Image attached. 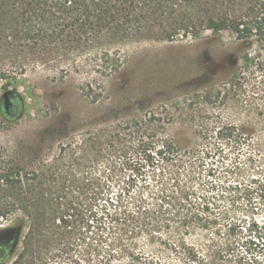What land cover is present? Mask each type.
<instances>
[{
  "label": "rangeland",
  "instance_id": "obj_1",
  "mask_svg": "<svg viewBox=\"0 0 264 264\" xmlns=\"http://www.w3.org/2000/svg\"><path fill=\"white\" fill-rule=\"evenodd\" d=\"M117 58V71L110 75L98 73L94 61H89L83 73L72 72L65 78L53 71L29 70L11 83L10 89L17 94L9 99L8 115L3 105L6 91L0 84L1 158L20 167L58 164L59 172L71 180L67 186L77 190L85 184L83 177L103 176L111 162L122 168L124 160L117 158L114 147L132 144L128 156L145 171L126 204H144L147 210L166 204L161 198L175 201L177 191L168 171L156 178L139 159L144 157L141 150L146 142L173 141L188 152L198 146L222 148L228 154L223 162L228 166L237 162L240 170L225 179L217 177L218 184L239 190H255L264 184V42L248 44L231 32L217 36L205 32L174 42L133 44L120 50ZM222 126L236 128L246 138L227 147L216 136ZM228 196L232 204H254L249 213L237 210V218L264 225L263 199L253 193L250 202L235 201L240 197L237 190ZM78 203L83 204V195ZM163 210L174 219L175 210L165 206ZM197 214L205 217L200 211ZM223 225L218 220L214 226L189 224V228L170 223L159 227L156 239L144 230L118 226L125 231L121 243L130 245L134 258L111 246L109 236L103 244L108 258L102 262L103 253L94 262L186 264L175 251L179 236L194 241L196 249L207 255L210 245L225 244V248L230 244ZM28 226L22 212L0 221V264H14ZM219 232L221 237L216 236ZM215 264H264V250L247 254L237 247L222 252Z\"/></svg>",
  "mask_w": 264,
  "mask_h": 264
},
{
  "label": "trees",
  "instance_id": "obj_2",
  "mask_svg": "<svg viewBox=\"0 0 264 264\" xmlns=\"http://www.w3.org/2000/svg\"><path fill=\"white\" fill-rule=\"evenodd\" d=\"M205 32H231L248 44L264 42V0H0V84L10 99L17 94L11 83L29 70L44 69L65 78L83 73L94 61L98 73L110 75L117 71V54L125 47L174 42ZM216 136L227 147L246 138L231 126L219 127ZM130 147H114L117 158L124 160L122 168L111 162L103 176L83 177L85 184L77 190L67 186L71 180L59 172L58 164L20 167L0 156V221L22 212L29 223L14 264H95L104 253L99 258L103 262L109 236L111 246L134 258L130 245L121 243L125 231L118 226L144 230L156 239L161 225L214 226L216 220L224 224L230 244L210 245L211 253L204 255L194 241L180 235L174 247L184 263L215 264L222 252L237 247L247 254L264 250V225L235 215L237 210L254 211V204H232L228 196L237 190L240 197L235 201L250 202L253 193L264 200V184L255 190L218 184L217 177L225 179L240 170L237 162H223L228 154L222 148L198 146L188 152L173 141L146 142L139 159L156 178L168 171L177 191L175 201L161 198L166 204L147 210L144 204H126L145 171L129 158ZM227 200L230 204H222ZM164 206L175 210L174 219Z\"/></svg>",
  "mask_w": 264,
  "mask_h": 264
},
{
  "label": "water",
  "instance_id": "obj_3",
  "mask_svg": "<svg viewBox=\"0 0 264 264\" xmlns=\"http://www.w3.org/2000/svg\"><path fill=\"white\" fill-rule=\"evenodd\" d=\"M9 93H5L4 95H3V99H4V102H3V105H4V111H5V113L8 115L9 113H8V108H9V106H10V100H9Z\"/></svg>",
  "mask_w": 264,
  "mask_h": 264
},
{
  "label": "flooded vegetation",
  "instance_id": "obj_4",
  "mask_svg": "<svg viewBox=\"0 0 264 264\" xmlns=\"http://www.w3.org/2000/svg\"><path fill=\"white\" fill-rule=\"evenodd\" d=\"M10 103H11V101H10ZM10 107V106H9Z\"/></svg>",
  "mask_w": 264,
  "mask_h": 264
}]
</instances>
